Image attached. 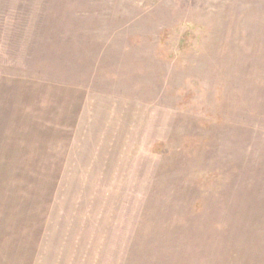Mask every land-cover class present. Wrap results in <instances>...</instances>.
Segmentation results:
<instances>
[{
	"label": "rangeland",
	"instance_id": "obj_1",
	"mask_svg": "<svg viewBox=\"0 0 264 264\" xmlns=\"http://www.w3.org/2000/svg\"><path fill=\"white\" fill-rule=\"evenodd\" d=\"M0 264H264V0H0Z\"/></svg>",
	"mask_w": 264,
	"mask_h": 264
}]
</instances>
